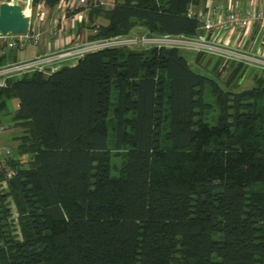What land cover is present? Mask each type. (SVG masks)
<instances>
[{
  "label": "trees",
  "instance_id": "1",
  "mask_svg": "<svg viewBox=\"0 0 264 264\" xmlns=\"http://www.w3.org/2000/svg\"><path fill=\"white\" fill-rule=\"evenodd\" d=\"M43 1L61 0L32 6ZM195 3L93 7L96 33L85 41L138 25L194 37ZM208 57L216 78L194 72L178 49L106 48L9 79L0 115L17 99L22 132L0 160V264H264V73L238 91L250 68ZM206 90L219 110L214 124ZM110 131L124 158L118 176Z\"/></svg>",
  "mask_w": 264,
  "mask_h": 264
},
{
  "label": "built area",
  "instance_id": "2",
  "mask_svg": "<svg viewBox=\"0 0 264 264\" xmlns=\"http://www.w3.org/2000/svg\"><path fill=\"white\" fill-rule=\"evenodd\" d=\"M31 3L32 0L27 7ZM41 5L45 6V2H41ZM114 5L115 0L59 2V7H68L75 12L76 23L84 21L93 7L111 9ZM187 16L194 18L199 24V33L194 37L144 33L84 41L63 50L0 65V88H4L11 78L36 72L47 75L58 69L62 63H76L85 54L106 48L191 50L210 57L242 63L250 69L264 72V0H247L244 7L235 4L234 0H227L226 3L217 0H196L195 4L189 6ZM28 18H31V13ZM43 18L41 12L34 23L29 19L27 31L7 36L0 34V41L9 49L21 51L40 45L43 38L41 31ZM58 28L53 27L50 33L57 35ZM89 32L93 34L96 30ZM2 130L4 127L0 126V132ZM6 155H12L10 149L6 150ZM14 175L15 171L11 170L8 178Z\"/></svg>",
  "mask_w": 264,
  "mask_h": 264
},
{
  "label": "rangeland",
  "instance_id": "3",
  "mask_svg": "<svg viewBox=\"0 0 264 264\" xmlns=\"http://www.w3.org/2000/svg\"><path fill=\"white\" fill-rule=\"evenodd\" d=\"M24 8H27V5H24ZM29 8L31 9V21L32 23H34L36 21V19L38 18V11H37V6H29ZM58 14H53L52 16L49 17V19L47 20V24L46 25H42L41 26V31L42 33L44 32L45 29L49 28L52 26V19H55L56 16ZM89 26H85L84 28L87 29ZM50 32V31H49ZM131 34H150L149 32L146 31V29L141 26L138 25L136 26L131 32ZM2 42L0 41V45ZM23 52V54H22ZM21 53L24 57L25 55H29L27 54V50H23ZM181 55L187 60V62L189 63L191 69L201 75L204 76H208L211 78H216L211 72L210 69L213 68V62L212 64H210V69L205 68L203 65L206 64V62L208 61V56L204 57V61L203 64L200 65L196 62V58H197V52L195 51H191V50H180ZM212 59H216L215 57ZM214 61V60H213ZM67 65V64H65ZM68 65H70V63H68ZM73 65V64H71ZM264 72L256 70V69H250L247 70L246 75L244 76V78L241 80L238 91H242L245 89H250L255 85V81H254V76L255 74H259L262 75ZM264 75V74H263ZM228 77V74L225 72L222 77H221V81H225ZM204 100L211 105V108L207 111L206 113V118L207 121L211 124H214L216 121V118L219 114V110H218V106L215 103V98L213 97V95L210 93V90H206L205 94H204ZM13 100L9 101L8 104V110L6 112H4L2 115H0L3 119L4 124H7V130H2L0 132V160H3L7 157L6 155V150L10 149L12 153H14L16 151L17 148V142H18V136L21 135V129L20 128H16L14 126L13 123V114L15 113V104L12 102ZM114 133L113 131H110V135H109V145H110V149H111V154H112V158H111V164H112V175L113 176H118L119 174V170L121 169L123 162H124V158L122 155H117L116 151L113 150L112 147V141L114 140ZM16 217V213H15V209H14V218Z\"/></svg>",
  "mask_w": 264,
  "mask_h": 264
},
{
  "label": "crops",
  "instance_id": "4",
  "mask_svg": "<svg viewBox=\"0 0 264 264\" xmlns=\"http://www.w3.org/2000/svg\"><path fill=\"white\" fill-rule=\"evenodd\" d=\"M3 1L5 0H0V3H2ZM217 1L220 3L227 2V0ZM246 1L247 0H234V3L244 7ZM36 6L38 15L42 12V15L44 17L42 25L47 24V20L50 16L56 13L58 14L55 19H52V26L44 30L43 38L40 45L26 49L28 52L27 54L29 55H25V57L22 55L23 52L21 50L9 49L4 43H1L2 46L5 47V50L0 51V56L4 54L5 59L4 63H0V65H7L18 61H24L27 59L34 58L35 56H42L48 54L49 52L63 50L87 40L89 28L85 29L84 27L88 26V15L84 21L76 23L74 20V14L68 7H59V4H57L55 7H49L46 4L45 6H42L41 2ZM55 26L59 27V33L57 35H52L49 31ZM19 52H22V54ZM65 64L68 65V63H62L60 64L59 68L67 66ZM13 101L12 102L15 104L16 111L19 107V101L17 99H14ZM0 126L4 127V130H7V124H2Z\"/></svg>",
  "mask_w": 264,
  "mask_h": 264
},
{
  "label": "water",
  "instance_id": "5",
  "mask_svg": "<svg viewBox=\"0 0 264 264\" xmlns=\"http://www.w3.org/2000/svg\"><path fill=\"white\" fill-rule=\"evenodd\" d=\"M31 0H5L0 3V34H21L29 28L30 20L25 15L24 5Z\"/></svg>",
  "mask_w": 264,
  "mask_h": 264
},
{
  "label": "bare ground",
  "instance_id": "6",
  "mask_svg": "<svg viewBox=\"0 0 264 264\" xmlns=\"http://www.w3.org/2000/svg\"><path fill=\"white\" fill-rule=\"evenodd\" d=\"M30 13H31V10H30L29 7H27V8L25 9V15H26V16H29Z\"/></svg>",
  "mask_w": 264,
  "mask_h": 264
}]
</instances>
